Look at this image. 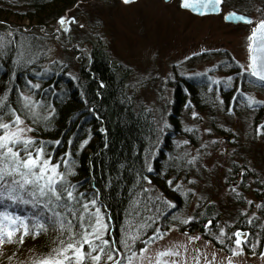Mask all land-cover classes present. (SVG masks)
I'll list each match as a JSON object with an SVG mask.
<instances>
[{
  "label": "trees",
  "instance_id": "1",
  "mask_svg": "<svg viewBox=\"0 0 264 264\" xmlns=\"http://www.w3.org/2000/svg\"><path fill=\"white\" fill-rule=\"evenodd\" d=\"M226 1L240 11H252L264 18V0ZM77 2L0 0V21L11 23L14 34V39L3 41L6 47L0 50V97L8 95L10 106L17 110L20 109V93L34 101H43V107L35 109L37 123L27 120L35 129L32 137L47 143V150L55 157L53 163H61V171L64 168L60 158L71 153L70 158L65 157L72 172L68 179L76 186V195L84 193V203L96 198L97 206L103 205L101 212L108 224L105 238L116 241L113 247L124 251L119 241L125 232L135 235L139 229L142 239L147 240L156 228L165 236L177 225L181 231L200 236L228 254L237 247L235 230L248 229L250 239L244 248L260 253L264 239V171L243 156L245 145L236 143L233 135L241 130L233 126L232 119L235 115L244 118L242 138L245 143L257 136V128L264 126V102L258 101L249 107L244 91L264 92V83L249 76L247 71L240 70L238 75L239 64L226 49L195 55L191 63L222 57L219 69L230 75L232 84H226L228 79L213 83L207 73L187 75L183 71H172L168 80L173 86V99L167 103V123L160 127L163 116L138 96L132 83V71L122 67L111 54L105 39L96 31L97 25L86 21L82 28L74 26L72 31V25L82 15L75 13L66 19L64 14ZM61 18L68 21L63 26L65 29H61V42L80 46L79 49L77 45L72 46L74 71L64 62L44 66V30L54 24L60 28ZM4 27L0 23V31ZM29 81L39 84L40 88H32ZM201 114L207 116L216 133L233 142L227 182L238 186L231 196L234 208L223 217L215 203L203 198L197 202L189 219L177 218V214L187 211L193 198L189 179L203 171L201 159H193L195 162L190 164L191 159L186 154L190 145L199 142ZM49 116L50 121H46L45 117ZM257 137L264 140V136ZM148 163L153 168L151 172L147 170ZM249 188L259 200V217L248 218V213L240 210ZM75 210L77 215L82 211L79 205ZM68 219L76 223L71 215ZM181 220L191 222L181 223ZM209 220L211 228L206 227ZM221 222L227 233L223 244L216 239L220 236ZM58 235L49 229L35 239L25 238L23 245L6 244L0 250V264H32L58 245ZM251 241L255 247H249ZM141 247L143 244L137 242V252ZM101 264H105V260L102 259Z\"/></svg>",
  "mask_w": 264,
  "mask_h": 264
},
{
  "label": "rangeland",
  "instance_id": "2",
  "mask_svg": "<svg viewBox=\"0 0 264 264\" xmlns=\"http://www.w3.org/2000/svg\"><path fill=\"white\" fill-rule=\"evenodd\" d=\"M229 2L224 0L222 10L218 14L200 16L182 8L181 0L167 2L136 0L129 4L123 3L122 0H78L64 15L66 19L75 13L82 15L75 21V25H72V31L75 27L82 28L81 25L86 21L97 25L96 31L105 39L111 54L122 67L132 71V83L138 96L140 95L143 102L157 110L159 116H163L160 122L162 127L167 123L165 118V113L168 111L167 103L172 102L173 99V86L168 80L172 71H183L187 75L207 73L212 78V82L230 77L219 69L222 57L213 56L211 59L197 60L194 63L190 62L191 57L226 49L239 65H244L247 69L248 37L256 21L263 18H259L252 11L247 13L240 11ZM231 10L252 16L253 23L227 22L224 16ZM0 23L6 26L0 31L3 41L14 39L10 26L12 24L3 20ZM54 25L44 30L45 37L42 40V50L46 55L44 66L48 68L53 62H64L70 64L69 68L74 71L75 55L72 46L77 44L64 45L60 40L62 28H56ZM79 47L77 45L76 48ZM80 52H83V49H80ZM245 69H241V72L246 71ZM244 92L247 97L264 102L263 91L248 89ZM241 118L243 117L235 115L232 119L233 126L241 130L239 134H233L236 143L244 144L243 156L264 171V140L257 137L264 135L258 134L260 128L258 127L255 139L247 141L248 144L245 143L242 138L244 118ZM25 124L31 126L27 120ZM198 130L199 142L190 145L186 154L191 160L200 158L203 171L198 177L189 179L192 182L193 198L187 211L177 214V218L189 219L195 205L203 198H206L204 199L206 202L215 203L224 217L226 212L230 213L234 208L231 196H234L238 187L237 183L232 186L227 182L233 142L216 133L210 127L205 114L199 117ZM28 135L32 136V132ZM244 202L240 210L248 213V218L257 217L259 200L252 188L244 193ZM223 224L221 222L220 229ZM191 237H199V239H190ZM244 245L245 243L242 245L241 255L228 254L212 242L181 231L177 225H173L163 239L150 244L148 252L144 254L143 264H149V261L155 264L158 253L166 250L180 253L179 256L164 257L168 264H172L173 261L176 264H229V261L231 264H264L262 252H248ZM249 247H255L253 241ZM235 249L240 251L238 247Z\"/></svg>",
  "mask_w": 264,
  "mask_h": 264
},
{
  "label": "snow or ice",
  "instance_id": "3",
  "mask_svg": "<svg viewBox=\"0 0 264 264\" xmlns=\"http://www.w3.org/2000/svg\"><path fill=\"white\" fill-rule=\"evenodd\" d=\"M132 2L133 0H123L125 4ZM220 3L222 0H203L204 7L215 8ZM182 6L195 9L197 5L189 3V0H182ZM237 20L247 24L253 23L250 18L243 15L237 16ZM59 23L63 29L68 21L61 18ZM257 39H259L258 45ZM248 40L249 63L247 69L244 65H238L237 74H240L241 69H245L249 76L264 83V20H261L253 29ZM5 47L6 44L0 37V50ZM17 63H20V59ZM28 83L34 89L40 88L39 84H32L31 81ZM213 83L218 84L219 81H213ZM226 84L231 86V77ZM245 100L249 107L259 103L250 97H245ZM19 103L20 109L17 110L10 106L8 95L0 97V250L6 244L23 245L25 238L35 239L51 229L59 234L58 245L47 255L33 260L32 264H101L102 259L105 260V264L107 262L121 264L122 261L125 264H143L144 254L148 252L150 244L156 239H163L164 233L156 228L153 235L144 240L139 229L135 235L125 232L119 241L124 251L113 247L116 241L105 238L108 224L101 212L103 205L97 206L96 198L84 203V193L76 195L77 188L68 179L72 172L65 157L70 158L71 153H65V157L60 158L64 168V171H61L62 165L53 163L55 157L47 150V143L38 142L28 135L35 129L26 125L25 120H31L33 124L37 123L38 114L35 109L43 107V101H34L30 96L20 93ZM45 120L50 121V116L45 117ZM258 134H264V126H260ZM84 143L87 144V141ZM56 144L58 145L59 141ZM148 160L149 158L146 157V162ZM194 162V160L189 161L190 164ZM147 170L153 171L150 163ZM171 183L170 180L169 184ZM179 187L180 185H177V188ZM184 195L187 196V193ZM165 203H168L169 207H174L169 202ZM76 205L82 209L79 215L75 210ZM90 208H94L95 211H91ZM69 215L76 221L75 224L72 219H68ZM174 219L177 218L174 217ZM180 222L191 221L181 220ZM206 227H212L211 220L207 221ZM225 235L227 233L221 229L220 236L216 239L223 244ZM233 235L236 237L235 244L240 248V251L232 249L233 254L241 255L242 245L247 243L246 234L237 231ZM190 239H199V237ZM137 242L143 244L139 252L136 250ZM179 255L178 251L172 250L159 252L155 264H168L164 257ZM117 256L120 258L117 259ZM172 264L176 262L173 261Z\"/></svg>",
  "mask_w": 264,
  "mask_h": 264
},
{
  "label": "water",
  "instance_id": "4",
  "mask_svg": "<svg viewBox=\"0 0 264 264\" xmlns=\"http://www.w3.org/2000/svg\"><path fill=\"white\" fill-rule=\"evenodd\" d=\"M133 1H136V0H133ZM165 1L167 2V1H170V0H165ZM189 3H195L197 5L196 8L195 9H193V8H184L182 6V0H181V7L184 8V9L190 10L192 13H194L196 15L204 16V15H209V14H218V13H220L221 10H222V4L224 3V0H222V3L217 4L215 6V8L204 7L203 0H189ZM205 13H207V14H205ZM233 13H235L236 15L235 16L232 15ZM240 15H243V16H245L247 18H250L252 20V16H250V15H248L246 13H243V12H239L237 10H231V11L227 12L225 14V16H224V19L227 22L234 23V24L243 23V22H240V21L237 20V16H240ZM261 20H264V18L257 20L255 25H254V27H253V29L259 24V22ZM251 34H252V32H251ZM251 34H250V36H251ZM258 44H259V39H257V45ZM254 46H256V45H254ZM237 231L245 233L246 234L245 239H246V241L248 240L249 235H250V231L248 229L238 228L235 232H237ZM235 240H236V237H235ZM261 252L264 254V239H263L262 246H261Z\"/></svg>",
  "mask_w": 264,
  "mask_h": 264
}]
</instances>
